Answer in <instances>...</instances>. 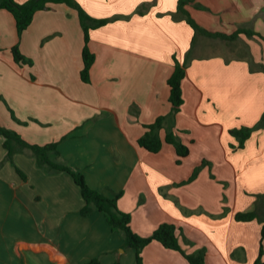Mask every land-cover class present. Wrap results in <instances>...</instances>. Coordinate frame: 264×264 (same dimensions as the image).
<instances>
[{"label":"crops","instance_id":"0c3cea01","mask_svg":"<svg viewBox=\"0 0 264 264\" xmlns=\"http://www.w3.org/2000/svg\"><path fill=\"white\" fill-rule=\"evenodd\" d=\"M77 1L95 18H114L90 30L96 58L87 83L81 78L85 36L75 9L56 4L40 10L19 36L14 16L0 4V125L31 144L58 142L60 156L52 157L81 170L91 187L109 196L123 191L118 207L131 214L138 234L174 223L187 253L205 249V264H254L262 223L235 216L254 210L264 194V127L243 147L231 130L253 127L264 114V0L187 5L210 32L258 34L231 40L196 36L186 20L173 18L178 0ZM14 45L32 64L15 61ZM174 57L190 62L184 103L171 115ZM160 116H166L160 137L173 130L190 148L181 162L172 144L157 153L138 145L146 125ZM4 140L0 133V264L93 258L137 264L136 250L120 251L124 234L102 212L81 214L84 200L70 174L48 172L29 149L17 151L14 163L6 160ZM142 257L143 264H190L157 241Z\"/></svg>","mask_w":264,"mask_h":264},{"label":"trees","instance_id":"16d2710c","mask_svg":"<svg viewBox=\"0 0 264 264\" xmlns=\"http://www.w3.org/2000/svg\"><path fill=\"white\" fill-rule=\"evenodd\" d=\"M193 2L194 0H178V7L173 13V18L176 20H186L194 29L196 36L198 34H205L211 37L231 40L238 37L241 33H246L251 36L258 35L255 31L245 28H240L229 35L206 30L197 23L187 9V5ZM0 4L2 8L8 10L14 16L19 36H21L29 28L34 20L35 14L40 10H44L56 4H66L75 9L78 12L85 36V45L82 50L83 67L81 70V78L86 83L90 82V70L96 58L95 54L89 47L90 30L103 26L114 20V18H95L91 16L77 0H27L23 3H18L16 0H0ZM145 7L146 5L140 7L137 12H142ZM12 53L17 63L32 64V60L22 53L18 45H14L12 47ZM174 61V70L168 78V85L170 87L169 101L171 104V115L177 114L181 110L184 103L182 81L186 76V68L190 62V57L183 63H181L177 57H174ZM252 69H254L253 66ZM11 114L16 121L24 123L18 119L12 109ZM165 118L166 116H160L154 123L146 125V132L138 139V145L150 152L157 153L162 149L165 142L172 144L179 156L177 162H181L182 158L189 155L190 148L188 145L180 141L179 137H177L173 130L168 131L164 140L160 137L159 130ZM261 127H264V114L255 126H244L238 129H232L231 133L238 138L239 147H243L245 141L251 136L252 132ZM0 133L5 139L4 147L7 149L6 160H10L14 163L13 156L17 151L29 149L36 157L37 164L46 169L48 172H66L70 174L75 183L80 187L84 200V204L80 210L81 214L89 215L96 210L102 212L111 228L114 230H120L124 234V247H131L136 250L137 264H143L142 250L153 241L159 242L166 248L180 252L190 264H205V249L187 253L182 248L179 240L178 228L174 223L160 224L149 236H142L135 232L131 226V214L121 211L118 207V201L123 195V191H113V195L109 196L91 187L85 177V174L81 170L74 169L67 163L58 161L52 157L54 154L56 156H60L58 142H51L44 145L31 144L16 130L6 128L2 125H0ZM203 164H207L206 161H203ZM15 167L17 172L23 178H26L25 173L18 166ZM201 167L202 166H198L195 168V171L189 180L195 178ZM263 198L264 194H258L256 208L254 210L238 212L235 216L239 221H251L258 219L262 223L259 255L254 264H264V213L260 210V201ZM85 264H101V262L99 258H93ZM114 264L121 263L120 261H117Z\"/></svg>","mask_w":264,"mask_h":264},{"label":"rangeland","instance_id":"374dc122","mask_svg":"<svg viewBox=\"0 0 264 264\" xmlns=\"http://www.w3.org/2000/svg\"><path fill=\"white\" fill-rule=\"evenodd\" d=\"M119 231H120V230H119ZM123 247H124V246H123ZM124 249H125V247H124V248H121V250H120V251L122 252V251H124Z\"/></svg>","mask_w":264,"mask_h":264}]
</instances>
